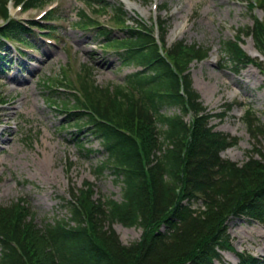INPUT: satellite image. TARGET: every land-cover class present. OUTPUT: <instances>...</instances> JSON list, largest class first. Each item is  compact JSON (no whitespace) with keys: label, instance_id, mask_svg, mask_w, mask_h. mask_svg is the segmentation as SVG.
<instances>
[{"label":"trees","instance_id":"trees-1","mask_svg":"<svg viewBox=\"0 0 264 264\" xmlns=\"http://www.w3.org/2000/svg\"><path fill=\"white\" fill-rule=\"evenodd\" d=\"M8 1L0 0V51L12 41H35L30 29L10 17ZM13 1L24 9L52 2ZM79 1L83 6L75 23L80 30L93 32L122 65L138 69L122 84H97L86 65L74 78L66 68L42 83L48 102L60 109L66 126L74 127L76 140L82 142L79 134L85 131L98 141V152L105 156L93 171L114 177L120 199L94 197V184L84 181L81 188L71 189L68 214L42 224L24 198L0 205V264L221 263L222 252L233 250L227 230L230 217L264 224V150L256 143L242 164L221 155L238 138L215 130L210 121L224 117L232 103L219 113L207 110L192 86L189 65L206 59L210 48L184 39L168 45L166 20L129 25L121 5ZM246 2L250 12L259 8L263 16H254L251 26L224 41L222 60L236 72L252 64L264 75V59L252 58L241 46L243 36L251 37L264 57V0ZM108 8L110 23L102 24L97 18ZM55 12L50 19L57 20ZM50 28L55 34L57 26ZM115 28L123 32L121 37L112 36ZM165 108L177 111L166 113ZM242 120L253 139L264 136V125L251 107ZM81 147L92 151L85 143ZM114 222L140 227V238L123 244ZM237 256L236 264H264L263 256L243 251Z\"/></svg>","mask_w":264,"mask_h":264},{"label":"rangeland","instance_id":"rangeland-1","mask_svg":"<svg viewBox=\"0 0 264 264\" xmlns=\"http://www.w3.org/2000/svg\"><path fill=\"white\" fill-rule=\"evenodd\" d=\"M51 1L43 8L27 11L17 10L10 4L9 10L14 18L36 19L44 10L55 7L57 31L52 36L55 44H41L38 38L39 43L25 56L31 60L27 64L17 62L19 44H6L1 53L5 59L0 62L7 69H0V97L7 102L0 105V205L24 198L38 224L68 214L66 201L70 200L71 189L81 188L84 181L94 184V197L120 199V184L114 177L108 172L97 174L93 171L94 165L105 156L104 152H98L102 150L98 141L85 131L79 134L83 136L82 142L76 140L74 127L66 126L60 109L48 102L42 79L54 78L66 68L74 78V72L86 65L97 84H122L127 74L138 69L122 65L114 51L102 48L101 39L93 32L80 30L75 23L76 13L83 6L79 0ZM107 1L113 6H122L129 25L136 20L147 25L157 19L166 20L168 45L184 39L187 43L210 48L205 60L192 61L189 65L192 86L199 92L207 110L219 113L227 103H232L224 117L210 121L215 130L238 138L221 155L242 164L256 143L264 150V136L257 141L253 139L242 120L249 106L264 125V75L252 64L236 72L222 60L225 59L224 41L232 38L239 28L251 26L254 16L261 18V9L250 12L246 0ZM110 15L108 8V13L97 19L109 24ZM122 35L119 28L112 32L114 37ZM243 39L246 53L262 59L260 54L253 56L256 49L252 38L243 36ZM173 111L177 110L163 109L166 113ZM189 118L185 117L187 121ZM82 143L92 151L83 150ZM112 228L123 244L138 240L142 233L140 227L119 222H114ZM227 230L233 250L223 251L222 262L216 264H236L237 253L242 251L264 257V224L232 216L227 220Z\"/></svg>","mask_w":264,"mask_h":264},{"label":"bare ground","instance_id":"bare-ground-1","mask_svg":"<svg viewBox=\"0 0 264 264\" xmlns=\"http://www.w3.org/2000/svg\"><path fill=\"white\" fill-rule=\"evenodd\" d=\"M258 52L256 50H254L253 56H257Z\"/></svg>","mask_w":264,"mask_h":264}]
</instances>
